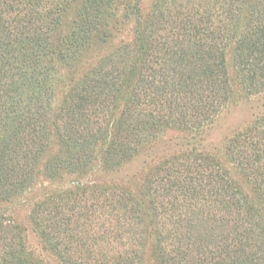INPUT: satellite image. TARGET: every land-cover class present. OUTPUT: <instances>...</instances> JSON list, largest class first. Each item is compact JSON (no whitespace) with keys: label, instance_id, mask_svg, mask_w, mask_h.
I'll return each mask as SVG.
<instances>
[{"label":"trees","instance_id":"trees-1","mask_svg":"<svg viewBox=\"0 0 264 264\" xmlns=\"http://www.w3.org/2000/svg\"><path fill=\"white\" fill-rule=\"evenodd\" d=\"M256 98L264 0H0V264H264V111L182 142Z\"/></svg>","mask_w":264,"mask_h":264},{"label":"rangeland","instance_id":"rangeland-1","mask_svg":"<svg viewBox=\"0 0 264 264\" xmlns=\"http://www.w3.org/2000/svg\"><path fill=\"white\" fill-rule=\"evenodd\" d=\"M144 5L148 6L149 0H144ZM129 36L130 32L128 28V30L124 33L121 31L118 34L117 39L121 37L122 39H126ZM239 102V104L230 107L229 110L223 113L214 125L206 132L198 135V137L194 134L188 135L187 139L182 142L191 143L190 147L196 148L197 151L204 150L209 153L220 154V152L223 151L226 142L237 132L239 128H244L248 124V122L255 115L254 113L264 111V98L253 99L250 103L243 101ZM175 135L177 134L172 133L169 137H173ZM144 160L145 158L138 159L136 162L134 161L130 167H127V169L125 168L124 171L121 172L107 173L105 170H102L97 173V176L81 175L79 177H74L76 181L73 184H80L87 187L105 186V188L110 187L114 190L118 187V185H120V189H116L119 192H121L123 188H128L130 191L135 192L141 187L142 178H136V176L135 178L131 177L134 173L137 174V172L143 167ZM127 182L130 184H127ZM10 207L14 208L11 210H14L15 214H17L16 217L18 222L23 224V226L27 229V244L30 247V250L36 256L40 255L44 259H49L50 264H61L42 249L39 239L31 233V227L27 222V205L23 206V204H16Z\"/></svg>","mask_w":264,"mask_h":264}]
</instances>
